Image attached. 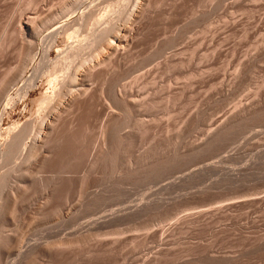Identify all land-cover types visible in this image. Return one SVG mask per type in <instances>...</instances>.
I'll return each mask as SVG.
<instances>
[{
	"label": "rangeland",
	"instance_id": "obj_1",
	"mask_svg": "<svg viewBox=\"0 0 264 264\" xmlns=\"http://www.w3.org/2000/svg\"><path fill=\"white\" fill-rule=\"evenodd\" d=\"M75 1L0 0V264H264V0L150 5L87 81L93 100L35 143L58 52L79 42L61 28L71 15L51 21ZM106 1L75 13L132 9ZM29 16L39 40L20 36ZM25 125L31 161L25 141L4 154Z\"/></svg>",
	"mask_w": 264,
	"mask_h": 264
},
{
	"label": "bare ground",
	"instance_id": "obj_2",
	"mask_svg": "<svg viewBox=\"0 0 264 264\" xmlns=\"http://www.w3.org/2000/svg\"><path fill=\"white\" fill-rule=\"evenodd\" d=\"M79 1V0H78ZM76 2V4H78L79 2H81V0L79 1V2ZM114 1V3H117L116 4V7H117V5H118V2H117V0L115 1V0H113ZM120 1V0H119ZM122 1H124L125 3H131L130 5H132V9H129L128 8V10H126V8L123 10V8H122V10L123 11H121L120 12V10H114V11H117L116 13L114 12V11H112V12H114V13H111L110 12V15L112 16V14H113V18L112 17H110V15H106V16H100L99 17V15H94L93 16V14H92V12H93V9H89V8H91V6H89V10L91 11V14L89 15V12H86L85 11V9L81 12V13H79V14H76L75 12H76V9H77V7H76V5L73 3L70 7V9H69V7H67L66 9H65V12L63 13L62 11V13H61V16L60 15H58L57 17H55V18H53L52 19V21H51V19H49V21H51V22H53L54 21V23H55V21L57 20V22H59L61 19H66L67 18V16L68 15H71L70 17H68L66 20H64V21H61V28H63L64 29V34L66 33V36L68 35V38H70L71 40H73L72 38H74V40H73V42L74 41H79V42H76V44H75V42H74V46L72 45L73 43L71 42V45L73 46V47H71V46H67L68 48H69V53L71 52L72 54H73V52H74V56L71 54V56H73V58L74 57H77L78 55V53H79V51L81 50V49H85V47L88 45H91V44H96V43H94V42H97V43H99L100 44V47L99 48H101V46H102V48H101V50H99L97 53H93V54H89V56H87V57H84V59H82V60H80L79 62H76L77 61V59L74 61L73 60V58L72 59H70V60H73V62L72 63H74V64H72L71 63V61L68 59V61H67V57L66 58H64V55H66V56H68V57H70V55H69V53H67V49H65L66 50V52H58V55H59V53H60V55L58 56V57H60L61 56V54H63L62 56H63V58H62V56H61V58L63 59V60H65V61H67L68 63H65V61H63L64 62V64L60 67V65L63 63V62H61V63H57L58 65H59V69H58V67L57 66H55V67H57V69L56 68H54V66L52 67L54 70L52 71V73L55 75V76H53V75H51V76H53V80H51L50 82V85L52 84V82H53V84L52 85H54V91L52 92V95H46L45 97L43 96L42 98H40V99H38V105H39V108H38V111H40L39 112V115L40 116H42L41 118H40V121H38L39 122V130L36 132V133H34L32 136H30V137H32L33 139H34V141H35V143L36 142H42V140L44 139V138H46V140H48L51 136H53V134L55 133V125H57L58 123H61L62 121H65V119H64V116L63 115H61V114H63V113H61L62 111H64L65 109H71V110H73V112H74V109H82V107H84V105L86 106L88 103V101L90 102V100L92 99L93 100V98H92V91L91 90H93L92 88H91V90L90 89H88L87 87H86V83H87V81L89 82L91 79H93L94 78V76L95 75H97V73H98V71L100 72V70H99V68L101 67V69L102 68H104V69H106V66H107V62H108V59H110L111 60V58H110V56L114 53V52H120V50H124L125 49V47H126V44H128V42L130 41V39H131V37H130V29H132V28H130L129 27V25L130 24H132V25H134L133 23V21L135 20V18L137 17V15L138 14H140V13H143L144 12V10L145 9H147L148 7H150V5H152V4H154V3H156V2H158L159 0H122ZM100 2V1H99ZM101 2H102V0H101ZM107 3L109 2V3H111V1L110 0H107L106 1ZM106 2H104V3H106ZM121 2V1H120ZM124 2H123V4H124ZM82 3V2H81ZM88 2H86V4H87ZM80 4V3H79ZM89 4V3H88ZM91 4H94V3H91ZM90 4V5H91ZM111 4H113V3H111ZM158 4V3H157ZM85 4H83L82 5V7L84 6ZM94 5H96V7L99 5V3H98V5L97 4H94ZM107 5V4H106ZM108 5H110V4H108ZM108 5H107V7H108ZM113 5H115V4H113ZM125 5V4H124ZM69 6V5H68ZM93 6V5H92ZM100 7H101V4L99 5ZM94 7V6H93ZM100 7H99V9H100ZM120 7V6H119ZM128 7H130V6H128ZM86 8V7H85ZM104 9H105V7H103ZM118 8V7H117ZM94 9H95V7H94ZM109 9V8H108ZM111 9V8H110ZM87 10V9H86ZM112 10V9H111ZM111 10H109V11H111ZM64 11V10H63ZM99 11V10H98ZM105 11V10H104ZM67 12V13H66ZM100 12H101V10H100ZM99 12V13H100ZM66 13V14H65ZM94 13H95V11H94ZM96 13H97V11H96ZM95 13V14H96ZM99 13H97V14H99ZM105 13H108V11H105ZM109 14V13H108ZM73 15V16H72ZM89 15V16H88ZM103 15V14H102ZM105 15V14H104ZM56 16V15H55ZM93 16V17H92ZM144 16V15H143ZM30 17H32V16H29L28 18H27V21L25 22V20H24V18L22 19V21H20V27H21V29H20V36L22 35V37H23V33H25V35H27V37H28V35L30 36V38L31 39H33V41L34 40H39V37L41 36V31H40V29L38 28V27H40L39 25H38V27H37V20H38V17L36 18V17H34V18H30ZM53 17V16H52ZM98 17V18H97ZM110 20L111 19V21H109L108 19ZM37 19V20H36ZM88 19L90 20V22H88ZM116 19V20H115ZM59 20V21H58ZM46 21V20H45ZM49 21H47L46 23H50ZM63 22V23H62ZM113 22V23H112ZM114 22H116V23H114ZM42 23V22H41ZM45 23V22H44ZM53 23V24H54ZM87 23H88V25H87ZM31 24H33V26H31ZM59 24V23H58ZM45 25V24H44ZM57 25V24H56ZM60 25V24H59ZM104 25V26H103ZM47 26V25H46ZM49 26H51V23H50V25L48 24V26H47V28L49 27ZM103 26V27H102ZM137 26V25H136ZM77 27V28H76ZM129 27V28H128ZM54 28H55V26H54ZM53 28V29H54ZM61 28H58V29H56L57 31L59 30V29H61ZM84 28V29H83ZM88 28V29H87ZM90 28H93V31L94 32H91V29ZM42 29H43V27H42ZM83 29V30H82ZM86 29H87V31H86ZM65 30H66V32H65ZM134 30V29H133ZM132 30V31H133ZM43 31V30H42ZM55 31V30H54ZM60 31V30H59ZM62 31V30H61ZM85 31V32H84ZM63 32V31H62ZM51 33V34H50ZM50 33H48V34H50V35H52V34H54L55 32H50ZM57 33V32H56ZM56 33H55V36H54V38L56 37ZM57 35H58V33H57ZM45 36V35H44ZM25 37V36H24ZM52 37H53V35H52ZM67 38V39H68ZM81 38H83V40L81 39ZM43 40H44V38H43ZM42 40V41H43ZM56 40V39H55ZM52 41V40H51ZM70 41V40H69ZM32 42V41H31ZM35 42H37V41H35ZM34 42V44H36ZM52 42H54V39H53V41ZM62 43V42H61ZM38 44V43H37ZM50 44V43H49ZM54 44H55V42H54ZM67 45H69V44H67ZM133 45V44H132ZM53 46L54 45H52L51 46V44H50V49L51 48H53ZM58 46V45H57ZM129 46V45H128ZM94 47V46H93ZM46 48V47H45ZM44 48V54H45V52H50V50H49V48L47 49L48 51H46V49ZM55 48H57L58 49V47H55ZM88 48V47H87ZM40 49H41V47H40ZM43 50V49H42ZM41 50V51H42ZM72 50V51H71ZM52 51V50H51ZM64 51V50H63ZM83 51V50H82ZM126 51V50H125ZM129 51V50H128ZM81 52V51H80ZM66 53V54H65ZM46 54H48L49 55V53H46ZM45 54V55H46ZM68 54V55H67ZM80 54V53H79ZM45 55H44V57H45ZM77 55V56H76ZM123 55V54H122ZM42 56H43V54H42ZM116 56H118V54L116 55ZM46 57H47V55H46ZM48 58V57H47ZM113 58V57H112ZM117 58V57H116ZM36 59V61H37V58H35ZM75 59V58H74ZM81 59V58H80ZM113 59H115V58H113ZM56 60H57V58H56ZM55 60V61H56ZM79 60V59H78ZM57 61H59V58H58V60ZM69 61H70V63H69ZM39 63V62H38ZM76 63V64H75ZM106 63V65H104ZM110 63V62H109ZM112 63V62H111ZM46 64V63H45ZM44 64V65H45ZM57 64H55V65H57ZM68 64V65H67ZM102 64V65H101ZM47 65V64H46ZM108 65H110V64H108ZM40 66V65H39ZM38 66V67H39ZM42 66V65H41ZM100 66V67H99ZM111 66V65H110ZM46 67V66H45ZM108 68V67H107ZM42 70H43V67L41 68ZM109 69V68H108ZM37 70V69H36ZM35 70V73L37 72ZM52 70V69H51ZM103 70V69H102ZM107 70V69H106ZM41 72V71H40ZM39 72V73H40ZM103 72H104V70H103ZM58 73H60V74H58ZM105 73V72H104ZM107 73V72H106ZM37 74V73H36ZM44 74H46V73H44ZM100 74V73H99ZM103 74V73H102ZM40 75V74H39ZM35 76V75H34ZM37 76V75H36ZM50 76V75H49ZM99 76V75H98ZM97 78V77H96ZM95 78V79H96ZM92 82H93V80H92ZM33 82H31V85L30 86H32L33 84H32ZM69 84V87L71 88H69L70 90L69 91H71L72 89H74L73 91H71V92H68V93H66L65 94V96H63V97H61V98H59V102L60 103H58V106L56 107V109H54V110H47V111H45L48 107H50V105L52 104V102H53V100L54 99H56V97H58V95H59V93L58 92H60L61 90H62V88L64 87V86H66V84ZM90 83V82H89ZM34 86V85H33ZM33 86H32V88H33ZM35 87V86H34ZM31 88V87H30ZM31 90V89H30ZM30 93V91L28 92V94ZM28 94H26V96L28 95ZM120 99V98H119ZM124 102V101H123ZM131 102V101H130ZM87 103V104H86ZM122 103V102H121ZM126 103V102H125ZM125 103H124V105H125ZM118 105V104H117ZM121 105V104H120ZM115 106V105H114ZM67 111V110H66ZM65 111V112H66ZM81 111V110H80ZM64 112V113H65ZM61 113V114H60ZM69 115V114H68ZM63 116V117H62ZM112 116V115H111ZM110 116V117H111ZM73 117V116H72ZM66 118V117H65ZM71 118V117H70ZM69 118V119H70ZM107 118V117H106ZM67 119H68V116H67ZM73 119V121H74V119L75 118H72ZM71 121V120H70ZM66 122H67V120H66ZM65 122V123H66ZM62 124V123H61ZM32 126H33V124H32ZM31 126V127H32ZM30 127H28V126H26L25 125V127L23 126V128H20V127H17L14 131L13 130H11V134H10V137L8 138V141H7V146H8V152L6 153H4L5 155L7 154V155H11V153L13 152V150L14 149H17L16 147L18 146V147H20V146H22L21 144H22V142H24L25 140H27V139H25V137H26V135L28 134V136L30 135L29 133H27V129H29ZM56 128H58V127H56ZM32 130V129H31ZM57 130V129H56ZM30 131V130H29ZM28 131V132H29ZM46 131H48V132H46ZM44 133H46L45 135H44ZM28 138V137H27ZM24 139V140H23ZM6 140V139H5ZM46 140H43L44 142L46 141ZM43 142V143H44ZM38 144V143H37ZM36 144V145H37ZM2 145V144H1ZM5 145V144H4ZM26 145H27V142L25 141L24 142V147L22 148L23 149V155H24V160H26V161H31L30 160V158H33V157H31V155H28V150H27V147H26ZM38 146V145H37ZM40 146V145H39ZM38 146V147H39ZM26 147V148H25ZM35 147V146H34ZM37 147V148H38ZM3 148V147H2ZM36 148V147H35ZM40 148V147H39ZM35 151H36V149H34ZM38 150V149H37ZM15 151V150H14ZM17 151H18V149H17ZM19 151H20V149H19ZM21 152V151H20ZM39 152V151H38ZM229 152V151H228ZM18 153V152H17ZM19 154V153H18ZM2 155V154H1ZM6 155V156H7ZM15 156V155H14ZM33 156V155H32ZM225 156V155H224ZM11 157V156H10ZM16 157V156H15ZM19 157H20V155H19ZM17 158V157H16ZM12 159V158H11ZM22 159V158H21ZM11 161V160H10ZM27 164V163H26ZM15 166V165H14ZM3 169V168H2ZM5 175H7L8 176V174H5ZM5 175H3V177L5 176ZM2 177V176H1ZM5 178V177H4ZM3 180V179H2ZM6 181V180H5ZM0 183H2V181L0 182ZM2 187V186H1ZM0 187V188H1ZM2 189V188H1ZM96 205V204H95ZM127 211H128V209H127ZM119 212V211H118ZM99 216V215H98ZM139 217V216H138ZM101 218V217H100ZM107 218V217H106ZM99 219V218H98ZM122 219V218H121ZM119 222V221H118ZM96 223V222H95ZM107 228V227H106ZM99 230V229H98ZM75 235V234H74ZM64 242H66V241H63V243ZM69 242V241H68ZM62 243V244H63ZM59 244H61V243H59ZM65 244V243H64ZM63 244V245H64ZM68 244V243H67ZM47 247V246H46ZM33 251V250H32ZM37 254V253H36ZM31 256V255H30Z\"/></svg>",
	"mask_w": 264,
	"mask_h": 264
}]
</instances>
